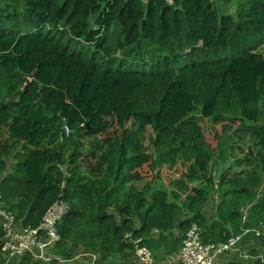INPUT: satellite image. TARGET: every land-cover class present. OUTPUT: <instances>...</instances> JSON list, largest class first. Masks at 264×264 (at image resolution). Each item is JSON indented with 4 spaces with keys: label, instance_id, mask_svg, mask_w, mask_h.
Masks as SVG:
<instances>
[{
    "label": "trees",
    "instance_id": "16d2710c",
    "mask_svg": "<svg viewBox=\"0 0 264 264\" xmlns=\"http://www.w3.org/2000/svg\"><path fill=\"white\" fill-rule=\"evenodd\" d=\"M217 2L0 0V199L24 227L65 200L54 253L264 231V0Z\"/></svg>",
    "mask_w": 264,
    "mask_h": 264
},
{
    "label": "built area",
    "instance_id": "2783aa9c",
    "mask_svg": "<svg viewBox=\"0 0 264 264\" xmlns=\"http://www.w3.org/2000/svg\"><path fill=\"white\" fill-rule=\"evenodd\" d=\"M66 208L67 202L56 198L46 207L37 226L24 227L15 220L14 212L8 210L0 199V228L2 231L0 247L7 254L4 262L18 260L26 253L30 259L42 263L63 261L64 258L54 253L52 249L58 240L56 223ZM247 230L248 228L244 227L222 241L203 240L201 228L195 222H190L181 236L178 247L173 251L176 264H227L235 252L254 256L257 257L254 260L263 261L262 254H258L257 251L250 254L239 244L243 233ZM250 230L255 235L260 233L264 235V231L257 228ZM123 236L131 241L138 264H161L153 251L140 243V236H131L130 232H125Z\"/></svg>",
    "mask_w": 264,
    "mask_h": 264
},
{
    "label": "crops",
    "instance_id": "0c3cea01",
    "mask_svg": "<svg viewBox=\"0 0 264 264\" xmlns=\"http://www.w3.org/2000/svg\"><path fill=\"white\" fill-rule=\"evenodd\" d=\"M223 165V164H222ZM137 182H141L140 180L133 181L136 186ZM216 197L214 198V202H216ZM111 212H113L111 209H109ZM205 210V209H204ZM207 214L212 213V209H207ZM118 218V217H117ZM134 226L139 225V219L137 217L133 218ZM154 233L153 231L151 234ZM252 241V242H251ZM255 240L248 239V241L242 243L245 245L250 244L251 247H257L258 244L254 243ZM66 251L64 253H57L61 257H63V261L61 262H51L49 264H138L137 261L133 262L130 261V258L128 257L130 255L129 252L126 249H124L122 252H102L99 250H85L80 245H74V244H67L66 245ZM257 249V248H256ZM86 254V255H84ZM241 254L239 252H235L232 257L240 258ZM136 260V259H135ZM35 261L29 258V264H33ZM133 262V263H132ZM243 262V261H242ZM244 263V262H243ZM43 264V263H42ZM48 264V263H45ZM161 264H176L175 256L173 252L165 254L163 258H161Z\"/></svg>",
    "mask_w": 264,
    "mask_h": 264
},
{
    "label": "rangeland",
    "instance_id": "374dc122",
    "mask_svg": "<svg viewBox=\"0 0 264 264\" xmlns=\"http://www.w3.org/2000/svg\"><path fill=\"white\" fill-rule=\"evenodd\" d=\"M235 1L236 0H233L232 2H229V3H222V1L221 0H218V2H217V4H218V6H219V10L220 11H223V12H228V11H232L233 9H234V7H235ZM258 51H262V53L264 54V42L262 43V44H260V45H258L257 46V48H256ZM262 120H264V113H263V115L260 117V121H262ZM246 149H247V147H245V145H243V146H240L239 148H237V149H235V151L233 152L234 154H235V156L236 157H242V153H244L245 151H246ZM242 150H245V151H243L242 152ZM244 155V154H243ZM7 158L9 159V157L7 156ZM231 160V159H230ZM244 165H248V164H246V163H240L239 165H237V167H243L244 168ZM139 183V184H138ZM137 186H141V182H137ZM162 184V185H161ZM157 185H159V186H163V187H166V188H168L166 185H165V183L164 182H162V183H159V184H155V186H157ZM252 189H253V191H254V193H255V195H256V197L258 198L259 196H260V192H261V190H260V187H252ZM216 197V200L218 199V197H217V191H214V192H212V193H210V195H209V198H208V200L205 202V204H204V206H203V208H202V212L208 217V218H211V215H212V213L211 214H207V211H205L206 210V208L207 209H212V208H214V198ZM205 209V210H204ZM241 210H242V213L243 214H245V215H248V213H249V205H245V206H243L242 208H241ZM184 230H185V228H184ZM184 230L183 231H181L180 229H178V228H176V227H172L170 230H169V234H171V235H176V236H178L180 239H181V236H182V234H183V232H184ZM181 231V232H180ZM155 233V232H154ZM251 236H250V239L251 240H255L254 241V243L255 244H258V246L256 247H254V249H255V251H257L258 252V254H262V253H264V241L263 240H261V237H260V235L258 234V235H255L254 234V232L252 231V234H250ZM252 242V241H251ZM240 245H242V247H243V245L244 244H242L241 242L239 243ZM238 244V245H239ZM257 248V249H256ZM1 251H2V254H4L3 256H4V258H5V256L7 255L6 254V252L4 251V249H1ZM132 252H129L130 253V255L128 256L129 258H130V261L132 260L133 262H135L136 260H135V254H134V252H133V250H131ZM153 253H155L154 255H155V257L156 258H158L157 260H159V263H161V258H163V256H165V254L164 253H162V252H160V251H153ZM250 254H251V252H249ZM254 258H257V257H254V256H248V255H241L240 256V260L241 261H243L244 263L243 264H262V262L264 261H261V260H254ZM132 262V263H133ZM8 263H10V261H8L7 262V264ZM33 264H42V263H39V262H34ZM134 264V263H133ZM135 264H136V262H135Z\"/></svg>",
    "mask_w": 264,
    "mask_h": 264
},
{
    "label": "water",
    "instance_id": "95a60500",
    "mask_svg": "<svg viewBox=\"0 0 264 264\" xmlns=\"http://www.w3.org/2000/svg\"><path fill=\"white\" fill-rule=\"evenodd\" d=\"M221 168H222V163L219 162V163H218V166H217V169H216V171H215V173H214V179H217V178H218L219 171L221 170Z\"/></svg>",
    "mask_w": 264,
    "mask_h": 264
}]
</instances>
